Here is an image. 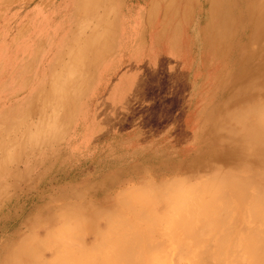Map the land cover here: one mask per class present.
Returning <instances> with one entry per match:
<instances>
[{
    "label": "rangeland",
    "instance_id": "1",
    "mask_svg": "<svg viewBox=\"0 0 264 264\" xmlns=\"http://www.w3.org/2000/svg\"><path fill=\"white\" fill-rule=\"evenodd\" d=\"M46 1L48 10L52 11V0ZM93 1L85 0L84 3ZM254 1L203 0V7L198 8L196 1L191 0L188 8H182L179 13L176 8H171L172 15L161 16L155 24L129 22L118 25L112 10L108 11L106 22L96 28L89 22L74 24L73 29L77 27L91 38L98 32H107L110 37L102 47L99 43L104 44L106 40H93L95 44L88 50V57L82 59L91 62V68L80 74L82 78L78 83H82V87L77 91L72 89L70 93L66 90L69 97L67 92L62 94L61 86L50 88V78L28 102L29 111L12 102L14 97L7 102L0 101V121L8 116V113H2V108H13L15 110L11 112L16 113L11 115L16 121L13 124L3 121L0 129L3 131L0 175L4 173V178L0 179V250L10 239L19 236L20 240L29 237L27 252H38L33 248L44 239L39 240L34 234L39 232V227L33 224V219L40 216L41 206L56 204L54 213L61 216L59 222L55 225L46 223L42 227L49 232L48 242L55 241L62 248L60 251L64 250L61 257L53 261L58 264H250L251 261L254 264L253 261L260 259L263 264L264 195H258L253 184L238 177L221 179L208 171L219 160L227 159L229 146L241 151L259 146L257 138L248 134L250 125L256 122V113L247 111L254 97L258 100L259 93L264 95V3L260 6V0ZM100 8V2L96 1L92 8L95 17L102 13ZM83 12L84 6L79 7L78 21ZM7 14L8 9L1 2V24ZM133 26L136 31H131ZM120 31L128 32L125 42H120ZM140 31L146 38H135ZM5 36L4 32L0 33L4 40ZM45 51L40 47L29 53L25 61L26 81L29 79L30 82L38 72L42 75L45 63L40 61L49 56ZM103 62L109 63L114 73L101 91L108 108L103 115L111 117L114 111V115L123 117L114 120V125L110 124L112 118H109L111 128L106 134L101 133L98 121L91 118L93 109L87 119L78 120L81 114L78 102L83 96L84 100L96 84ZM60 68L61 63L55 66L54 73ZM121 71V77L128 73L122 80L118 75ZM2 81L4 77H0V83ZM232 101L236 104L232 105ZM127 103L132 106L131 117L137 109L148 107L150 115L155 114L145 131L140 128L139 121L134 123L126 119L123 104ZM224 115L231 116L229 125L218 122ZM227 126L230 128L226 129ZM72 135L75 136L73 140ZM82 136L87 142L90 138L85 146L78 144ZM72 148H79V152ZM230 184L235 185L229 187H234L231 192L240 186L243 194L238 190L235 192L245 196L241 204L234 197L229 199ZM81 202L99 212L85 221L91 211L88 213ZM139 226L141 228H136ZM91 227L98 229V238L85 234ZM147 229L157 231L158 237L159 233L164 235L158 238L150 232L152 238ZM142 231L149 234L148 240L138 239ZM52 233H56L52 236L56 238L51 237ZM146 233L142 235L147 236ZM84 240L91 243L94 240L95 245L88 242L91 246L85 247ZM140 242L145 247L143 243L138 245ZM244 244L252 251L254 249V253ZM79 248L83 251H78ZM159 252L164 258L158 256Z\"/></svg>",
    "mask_w": 264,
    "mask_h": 264
},
{
    "label": "bare ground",
    "instance_id": "2",
    "mask_svg": "<svg viewBox=\"0 0 264 264\" xmlns=\"http://www.w3.org/2000/svg\"><path fill=\"white\" fill-rule=\"evenodd\" d=\"M95 2L98 1V0H94ZM134 1V0H133ZM212 1V0H211ZM228 1V0H227ZM243 1V0H242ZM249 1V0H248ZM254 1V0H253ZM236 2V1H235ZM255 2V1H254ZM247 3V1H246ZM264 3V0H260L259 4L260 6H262ZM234 4V3H233ZM245 4V2H244ZM232 5V4H231ZM118 6V5H117ZM229 6V5H228ZM235 6V5H234ZM249 6V5H248ZM251 6V5H250ZM40 8V7H39ZM245 8V7H244ZM260 8V7H259ZM213 9V8H212ZM251 9V8H250ZM253 9V8H252ZM262 9V8H261ZM264 9V8H263ZM262 9V10H263ZM110 10V8H103L102 9V13L98 16V17H95L94 16V13H93V16H92V19H91V23L90 25H94L93 28H96L97 26L101 25L102 23H105L106 20H107V13L108 11ZM211 10V8H210ZM256 10V9H255ZM94 12V10H92ZM251 12V11H250ZM259 12V11H258ZM29 13V12H28ZM217 13V12H216ZM261 13V12H260ZM41 14V13H40ZM77 14V13H76ZM75 14V15H76ZM35 15V14H34ZM46 15V14H45ZM45 15L43 14L42 16V19H39L38 21L34 19V21H29V25H30V28H32L33 30H36L37 33L39 35H41L42 37V41L41 43L39 44V46L41 45L42 49L45 50V53H49V56L48 57H43L42 60L40 62H44L45 63V68H43L42 70V75L40 72H38L36 74V76L33 77V79L29 81V79L26 81L25 79V76H24V73L25 72H22V71H18V70H13V72L10 74L9 72H7V69L10 68L9 65H10V56L13 58L12 60V63H14V61L18 58V55H17V51H22V52H31L32 49H33V43L31 41H26L25 43H21V44H18L16 49L17 51H13L12 54L10 55H6L5 52H6V44L4 41H0V77H4L6 76V80L4 78V81H2L0 83V101H3L5 100V102H7L11 97H14L16 98L15 100H13L12 102H15L18 104V106L20 107V109H23L25 107V109H27L28 111L30 110V104H28L29 101H31V99H33V97L35 98V95L36 93L43 87V86H46V83L48 80H50L51 78V81H50V84H49V87L50 88H55L57 86H61V90H62V94L63 95H66V92L68 91L70 93V91L73 89L75 91H77V89L79 90L81 87H82V83H78L79 80H81V73L84 72V71H87L88 69L91 68V62L90 61H87V60H83L82 59L86 56H87V52L88 50H90V48H92L95 44V42L93 43V40L95 41H99V40H106V43L102 44V43H99V46H105L109 40V38H105V36H108L107 32H98L96 34L95 37H89L88 35H86L85 33L77 30L76 28V31L75 32H71V33H67V31L65 30L64 28V24H63V21L60 19H54V21H52L51 19L46 22V19H45ZM251 15V14H250ZM32 16V15H31ZM30 16V17H31ZM54 16V15H53ZM253 16V15H252ZM29 17V18H30ZM35 18V17H34ZM76 17H74L75 19ZM94 18V19H93ZM96 18V19H95ZM45 19V20H44ZM73 19V20H74ZM252 19V18H251ZM225 20V19H224ZM234 20V19H233ZM232 20V21H233ZM264 20V19H263ZM76 22V20H74ZM109 21V20H108ZM6 23V22H5ZM1 24V23H0ZM78 24V22L75 23V25ZM256 25V23L254 24ZM250 26V25H249ZM1 27V25H0ZM134 27V26H133ZM72 30V29H71ZM2 32V31H1ZM34 33V32H33ZM102 36H104V38H102ZM30 37V36H29ZM77 39V41H76ZM254 44V43H253ZM241 45V44H239ZM243 47V46H242ZM66 50V51H65ZM46 58V59H45ZM61 63V68H60V71L58 73H54V68L55 66L59 65ZM78 63V64H77ZM57 64V65H56ZM115 66V65H114ZM105 67V66H104ZM20 69V68H19ZM117 70V69H116ZM104 72V71H103ZM104 74V73H103ZM102 74V75H103ZM101 75V76H102ZM116 75V74H115ZM100 76V77H101ZM102 79V78H101ZM60 82L62 83V85L60 84ZM100 87V86H99ZM67 90V91H66ZM41 91V90H40ZM39 91V92H40ZM53 92V91H52ZM67 92V94H69ZM57 93V92H56ZM72 93V92H71ZM260 97L258 100L256 99V97L253 98V102H252V105L251 107H249V109L247 110L248 112H251V113H256V116H257V119H256V122H254L252 125H250L249 129H248V134L250 135H253L255 136L257 139H256V142L259 144V146H257V148H254L253 146L251 148H249L248 150H236L234 147H230L229 146V154H228V157L227 159H223V160H219L217 162V164L212 167V168H209L208 171H209V174L210 175H215V176H218L219 178L221 179H227V178H240L239 180L241 181H247V184H253V187L257 190L258 192V195L261 194V195H264V95H261V93H259ZM238 95V94H237ZM63 97V96H62ZM69 97H70V94H69ZM77 99V98H76ZM83 100V98L81 97L79 102L77 100V102L79 103V107L81 105V101ZM263 100V101H262ZM18 101V102H17ZM64 101V100H63ZM165 101V100H164ZM40 103V102H39ZM68 103L70 105V101H69V98H68ZM88 104V103H87ZM86 104V105H87ZM231 104H236L235 101H232ZM69 105H67V109L69 108ZM77 105V103H76ZM56 107V106H55ZM89 107V106H87ZM92 108V107H91ZM24 109V110H25ZM14 111L15 109L13 108H2V113H8V116L3 119L2 121H0V129H2V125H3V121H7L10 122V123H14L16 121L15 119V116L12 118L11 115L12 114H16V113H12L11 111ZM89 111V110H88ZM88 111L86 110L87 114H88ZM36 112V111H35ZM29 114V113H28ZM87 114L85 113V115L87 116ZM91 114V113H90ZM42 116V115H41ZM85 116V117H86ZM22 118V117H21ZM46 118V117H45ZM178 118V116H177ZM231 118L230 115H224V117H221L220 118V123L222 124H228L229 125V119ZM84 118H82L81 120L83 121ZM223 119H225L226 121L224 122ZM43 120V119H41ZM185 120V119H184ZM36 121V120H35ZM47 121V120H46ZM81 121V122H82ZM80 122V121H79ZM86 123V122H85ZM124 124V123H123ZM181 124V123H180ZM7 125V124H6ZM64 125V124H63ZM80 126V124H78ZM77 125V126H78ZM114 125V124H113ZM14 127V126H13ZM38 127V126H37ZM80 128V127H79ZM85 128V127H84ZM109 128L110 125H109ZM108 128V129H109ZM227 128H230L229 126L226 127ZM38 129V128H37ZM75 130H76V127H75ZM83 130V129H82ZM82 130H79V131H82ZM15 131V130H14ZM38 131V130H37ZM16 132V131H15ZM3 131L0 130V137L2 135ZM77 133V131H76ZM80 133V132H79ZM121 133V132H120ZM26 134V133H25ZM28 134V133H27ZM74 134V133H73ZM10 135V134H9ZM84 135V133L82 134ZM90 135V134H88ZM81 136V134L79 135V137ZM101 136V135H100ZM29 137V136H27ZM73 135L71 136V140H73ZM78 137V138H79ZM85 137H87V135H85ZM84 136H82L81 138V142L85 141ZM20 139V138H19ZM83 140V141H82ZM89 140L90 138L88 139V142L87 140L85 142H83L84 144H82L80 141V145H83L85 146L86 143H89ZM75 141V139H74ZM32 142V141H31ZM35 143V142H34ZM71 143V142H70ZM76 143V142H75ZM72 144V143H71ZM228 144V143H226ZM71 146V145H70ZM69 146V147H70ZM73 146V144H72ZM79 147V145H77ZM76 146V147H77ZM87 147V146H86ZM85 147V148H86ZM82 148V147H81ZM80 148V149H81ZM88 148V147H87ZM73 149V148H72ZM71 149V150H72ZM84 150V148H82ZM76 152H79V148L77 149H73V151ZM78 150V151H77ZM81 151V150H80ZM8 152V151H6ZM82 153V152H81ZM80 153V154H81ZM74 154V153H73ZM84 154V153H83ZM25 164V163H24ZM26 165V164H25ZM16 168V167H15ZM4 174V173H3ZM3 174L0 175V179L4 178ZM7 179V178H6ZM11 179V178H9ZM14 179V178H13ZM231 182V181H230ZM233 182V181H232ZM249 182V183H248ZM1 183V181H0ZM7 183V181H6ZM173 183V182H172ZM235 183V182H234ZM3 185V184H1ZM231 185V184H230ZM228 186L229 187H232L231 186ZM236 185V183H235ZM235 185H233L235 187ZM240 185V184H238ZM243 185V184H242ZM241 185V186H242ZM168 186H171V185H168ZM245 186V184L243 185ZM242 186V187H243ZM233 187V188H234ZM249 187V185H248ZM3 188V187H2ZM233 188H231L233 190ZM240 188V186H239ZM238 186L236 188V190L240 191V193H242V190H239ZM247 188V186H246ZM250 188V187H249ZM167 189V188H166ZM230 188L228 189L229 192H231ZM241 189V188H240ZM231 190V191H230ZM236 190H234V192H231V193H228L229 195V199L231 198H235L236 200H238L239 202H237L238 204L242 202V200H244L245 196H240L238 194H236ZM245 190V189H243ZM227 192V191H226ZM246 192V191H244ZM243 194V193H242ZM245 194V193H244ZM248 194V193H247ZM226 195V197L228 196ZM195 197V196H194ZM225 197V196H224ZM263 198V197H262ZM117 199V198H116ZM247 199V198H246ZM253 199V198H252ZM264 199V198H263ZM220 200V199H219ZM255 201V200H254ZM228 202V201H227ZM249 202V201H248ZM259 202V201H258ZM198 203V202H197ZM236 203V204H237ZM262 203V202H261ZM59 204V203H58ZM80 204L82 205H86V209H87V212L89 213V210L91 211V214H88L90 215L89 217H86L85 221L88 220L89 218H92L94 217L93 215H96L99 210L97 211L95 207H92L90 205H88L86 202H81ZM219 204V202H218ZM231 204V203H230ZM233 204V203H232ZM257 204V203H256ZM41 205V204H39ZM170 205V204H169ZM75 206V205H74ZM80 206V205H79ZM99 206V205H98ZM102 206V205H101ZM213 206V205H212ZM224 206V205H223ZM228 206V205H227ZM43 207V208H42ZM81 207V206H80ZM197 207V206H196ZM248 207V206H247ZM41 209H43V211L41 210V213L39 212L40 216H37L33 219V224L36 223V227H39L37 231L39 232H34V234H36L37 238L39 240H43V242H41L37 248H33L35 249V251L37 250L38 252H27L25 250L26 248V245L28 243V238L27 237L26 239L23 238L22 236V240L18 239L19 236H16L15 238L13 237L12 239H10V242H7L6 245H4L3 247H1L2 249L0 250V264H56L55 262H53L55 259L58 260L57 258L60 256V253L63 252L62 250L60 251L59 248L60 245L58 243H56L55 241H52V242H48V240L50 239H47L48 236H49V232L47 231H44V226L46 223H54L57 224L61 218L60 215H58L57 213H54L57 208V205L56 204H53L51 207L50 206H41L40 207ZM53 208V209H52ZM215 208V207H214ZM228 208V207H227ZM143 210V209H142ZM185 210V209H184ZM85 211V210H84ZM124 211V210H123ZM188 211V210H187ZM196 211V210H195ZM129 212V211H128ZM233 212V211H232ZM236 212V211H235ZM241 212V211H240ZM101 213V212H100ZM220 213V212H219ZM237 213V212H236ZM84 214V212H83ZM139 214V213H138ZM145 214V212H144ZM190 214V212H189ZM218 214V213H217ZM227 214V213H226ZM246 214V213H245ZM152 215V214H151ZM235 215V214H234ZM239 215V214H238ZM250 215V214H249ZM33 216V215H32ZM240 216V215H239ZM238 216V217H239ZM244 216V215H243ZM261 216V215H260ZM259 216V217H260ZM118 217V216H117ZM123 217V216H122ZM187 217V216H186ZM221 217V216H220ZM219 217V219H220ZM234 217V216H233ZM232 217V218H233ZM237 217V216H236ZM254 217V216H253ZM263 217V216H262ZM195 218V216H194ZM130 219V218H129ZM189 219V217H188ZM235 219V218H234ZM237 219V218H236ZM240 219V218H239ZM251 219V218H250ZM62 220V219H61ZM132 220V219H131ZM137 220V219H136ZM143 220V219H141ZM145 220V218H144ZM143 220V221H144ZM148 220V219H147ZM146 220V222H147ZM256 220V219H255ZM261 220V219H260ZM138 221V220H137ZM142 221V223L144 224V222ZM217 221V220H216ZM236 221V220H234ZM128 222V221H127ZM135 222V221H134ZM219 222V221H218ZM232 222V221H231ZM240 222V221H239ZM238 222V223H239ZM252 222V221H251ZM124 223V222H123ZM149 223V221H148ZM147 223V225H148ZM186 223V222H185ZM242 223V222H241ZM255 223V222H254ZM253 223V224H254ZM86 224V223H85ZM157 224V223H156ZM192 224V223H191ZM194 224V223H193ZM90 225V224H89ZM92 225V223H91ZM136 225V224H135ZM154 225V224H153ZM152 225V226H153ZM159 225V224H157ZM196 225V224H195ZM221 225V224H220ZM234 225V224H233ZM243 225V224H242ZM145 225H143L144 227ZM178 226V225H177ZM88 227V226H87ZM90 227V226H89ZM116 227V226H115ZM150 227V226H148ZM156 227V226H155ZM159 227V226H158ZM220 227V226H219ZM30 228H34V227H30ZM136 228H141L140 226L139 227H136ZM154 228V226H153ZM157 228V227H156ZM172 228V227H171ZM87 229V228H86ZM114 229V228H113ZM117 229V228H116ZM144 230V228H142ZM216 229V228H215ZM218 229V228H217ZM56 230V229H55ZM115 230V229H114ZM119 230V229H118ZM141 230V229H140ZM146 230V229H145ZM148 230V229H147ZM151 230H152V227H151ZM158 230V229H157ZM160 230V228H159ZM163 230V229H162ZM169 230V229H168ZM247 230V229H246ZM252 230V229H250ZM32 231V230H31ZM30 231V233H31ZM41 231H44L43 233H40ZM106 231V230H105ZM120 231H122L120 229ZM149 231V230H148ZM176 231V230H175ZM202 231V230H200ZM243 231V230H242ZM54 232V231H53ZM112 232V231H111ZM110 232V233H111ZM130 232V231H129ZM127 232V233H129ZM140 232V231H139ZM155 233V231L153 230L152 231H149L148 233ZM167 232V231H166ZM173 232V231H172ZM190 232V231H189ZM213 232V231H212ZM215 232V231H214ZM255 232V231H254ZM264 232V231H263ZM122 233V232H121ZM146 233V231L143 233V231L140 233V236H138V239H141L142 241L145 240V238L148 240V238L150 236H148L149 234H147V236H144ZM151 237L153 238V234H151ZM157 233V231H156ZM155 233V234H156ZM183 233V232H182ZM237 233V232H236ZM85 234L87 235V237H93V238H98V229L97 228H88L86 231H85ZM144 234V235H142ZM171 234V232H170ZM174 234V233H173ZM178 234H181L180 232ZM186 234V233H185ZM190 234V233H188ZM211 235V233H208ZM248 234V233H247ZM246 234V235H247ZM250 234V232H249ZM264 234V233H263ZM28 235H29V232H28ZM55 234H51V237L52 236H55ZM83 235V234H82ZM120 235V234H119ZM159 235H164L163 233ZM204 235H206L204 233ZM203 235V236H204ZM245 235V237H246ZM251 235V234H250ZM257 235V234H256ZM113 236V235H112ZM125 236V235H124ZM155 236V235H154ZM157 236V234H156ZM159 236V237H160ZM167 236V235H166ZM171 236V235H170ZM169 236V237H170ZM177 236V234H176ZM175 236V237H176ZM188 236V235H187ZM202 236V235H201ZM231 236V235H230ZM253 236V235H252ZM264 236V235H263ZM32 237V236H31ZM75 237V236H74ZM102 237V236H101ZM105 237V236H104ZM118 237V236H117ZM148 237V238H147ZM158 237V236H157ZM158 237V238H159ZM177 237H180V236H177ZM176 237V238H177ZM184 237V236H183ZM200 237V236H199ZM197 237V238H199ZM209 237V235H208ZM208 237H206V240L209 239ZM236 237V236H234ZM53 239L56 238V237H52ZM51 238V239H52ZM81 238H83L81 236ZM91 238V239H93ZM194 238H195V235H194ZM231 238V237H230ZM250 238V237H249ZM252 238V237H251ZM36 239V238H35ZM89 239V238H87ZM89 239V240H91ZM102 239V238H101ZM109 239V238H108ZM121 239V238H120ZM151 239V238H150ZM149 239V240H150ZM204 239V238H203ZM260 239V238H259ZM89 240H87L89 242ZM111 240V239H110ZM109 240V241H110ZM153 240V239H152ZM156 240V238L154 239ZM174 240V238H173ZM178 240V239H176ZM246 240V238H245ZM244 240V241H245ZM251 240V239H249ZM256 240V239H255ZM70 241V240H69ZM94 242V240H92ZM98 241V240H97ZM100 241V240H99ZM98 241V242H99ZM105 241V240H103ZM158 241V240H157ZM160 241V239H159ZM163 241V240H161ZM194 241V240H192ZM204 241V240H202ZM243 241V242H244ZM264 241V240H263ZM31 242V241H30ZM35 242V241H33ZM37 242H39L37 240ZM65 242V241H64ZM75 242V241H74ZM86 242V240H84V242L82 243H86L84 244L85 247H88L86 246L87 244H93V242L91 243V241L88 243ZM114 242V241H113ZM123 242V240H122ZM146 242V241H145ZM148 242V241H147ZM146 242V243H147ZM150 242V241H149ZM184 242V241H183ZM182 242V243H183ZM206 242V241H204ZM247 242V241H246ZM251 242V241H250ZM256 242V241H254ZM96 243V242H95ZM125 243V242H124ZM141 244H138V245H142L143 242H140ZM151 243V242H150ZM163 243V242H162ZM180 244H182L180 241H179ZM185 243V242H184ZM207 243V242H206ZM209 243V242H208ZM207 243V244H208ZM89 244V245H90ZM103 243H101L102 245ZM122 244V243H121ZM148 244V243H147ZM156 244V243H155ZM189 244V243H188ZM249 244V242L247 243ZM252 244V243H251ZM261 243H259L260 245ZM80 245V244H79ZM82 245V244H81ZM90 245V246H91ZM95 245V244H93ZM92 245V246H93ZM100 245V244H99ZM137 245V243H136ZM158 245V243L156 244ZM154 245V246H156ZM190 245V244H189ZM246 246V244H244ZM258 245V246H259ZM2 246V245H1ZM33 246L30 245L29 248H31ZM63 246V245H62ZM66 245H64L65 247ZM110 246V245H108ZM143 246L145 247L144 243H143ZM150 246V245H149ZM160 246V245H159ZM158 246V247H159ZM162 246V245H161ZM167 246V245H166ZM195 246V245H194ZM209 246V245H207ZM248 246L251 247V245L249 244ZM248 246H246L248 248ZM256 246V245H254ZM252 247V248H258L257 247ZM263 246V244H262ZM261 246V247H262ZM68 246H66L67 248ZM73 247V246H72ZM83 247V249L85 248ZM142 247V246H141ZM152 247V246H151ZM158 247H155V249ZM163 247V246H162ZM162 247L160 249H162ZM180 247V246H179ZM178 247V248H179ZM186 247V246H185ZM196 247V246H195ZM213 247V246H212ZM108 248V247H107ZM106 248V249H107ZM137 248V247H136ZM153 248V247H152ZM177 248V247H176ZM191 248V246H190ZM246 248V249H247ZM32 249V248H31ZM30 249V250H31ZM62 249V248H61ZM65 249V248H64ZM70 249H73V248H70ZM69 249V250H70ZM87 249V248H86ZM90 249V248H88ZM97 249V248H96ZM103 249V247H102ZM105 249V251H106ZM110 249V248H109ZM142 249V248H141ZM165 249V248H164ZM163 249V250H164ZM188 249H189V246H188ZM245 249V250H246ZM249 249V248H248ZM260 249V248H259ZM263 249V248H262ZM29 250V249H28ZM82 249L79 248L78 251L81 252ZM85 250V249H84ZM94 250V248H93ZM108 250V249H107ZM131 250V249H129ZM166 250V249H165ZM170 250V249H169ZM179 250V249H178ZM182 250V249H180ZM193 250V248H192ZM240 250V249H239ZM251 249H249L250 251ZM34 251V250H32ZM72 251V250H71ZM83 251V250H82ZM90 251V250H89ZM97 251V250H96ZM113 251V250H112ZM152 251V249L150 250V252ZM183 251V250H182ZM186 251V249H185ZM200 251V250H199ZM207 251V250H206ZM252 251V250H251ZM254 251V249H253ZM252 251V252H253ZM73 252V251H72ZM149 252V250H148ZM149 252V253H150ZM155 252V250L153 251ZM164 252V251H163ZM167 252V251H165ZM181 252V251H179ZM197 252V250H196ZM251 252V254H252ZM261 252V251H260ZM87 253V251H86ZM93 253V252H92ZM99 252H97L98 254ZM101 253V251H100ZM115 253V252H114ZM147 253V251H146ZM145 253V254H146ZM161 252H159V255L160 258H164V257H161L162 255H160ZM176 253V251L174 252ZM183 253V252H182ZM188 253V252H187ZM185 253V254H187ZM189 253H192V252H189ZM225 253V252H224ZM245 253H248V251ZM254 253V252H253ZM46 254H49V256H47ZM63 254V253H61ZM70 254V253H69ZM82 254V253H81ZM108 254V253H107ZM162 254V253H161ZM166 254V253H165ZM194 254V253H192ZM202 254V253H201ZM207 253H205L206 255ZM250 252H249V255H251ZM257 254H260V253H257ZM256 254V255H257ZM263 254V253H261ZM73 255V254H72ZM96 255V254H95ZM94 255V256H95ZM118 255V254H117ZM121 255V254H120ZM149 255V254H148ZM164 255V254H163ZM177 255V254H176ZM182 255V254H181ZM237 255V254H236ZM254 255V254H252ZM63 256V255H62ZM65 256V255H64ZM71 256V254H70ZM93 256V255H92ZM99 256V255H98ZM103 256V255H102ZM144 256V254H143ZM169 256V255H168ZM180 256V255H179ZM196 256V255H194ZM198 256V255H197ZM259 256V255H258ZM61 257V256H60ZM77 257V256H76ZM84 257V256H83ZM166 257V256H165ZM174 257V255H173ZM177 257V256H176ZM181 257V256H180ZM183 259H184V256H182ZM192 257V256H191ZM211 257V256H209ZM220 257V256H219ZM247 257V256H246ZM251 257V256H249ZM254 257V256H253ZM256 258L259 259V257L255 256ZM262 258V255L260 256ZM68 258V257H66ZM82 258V257H81ZM91 258V257H90ZM95 258V257H94ZM118 258V257H117ZM143 258V257H142ZM252 258V257H251ZM255 258V259H256ZM264 258V256H263ZM75 259V258H74ZM83 259V258H82ZM107 259V258H106ZM145 259V258H144ZM150 259V258H149ZM65 260V258H64ZM86 260V259H85ZM99 260V259H98ZM113 260V259H112ZM171 260V259H170ZM175 260V259H174ZM178 260V259H177ZM182 260V259H181ZM192 260V259H191ZM194 260H197V259H194ZM210 260V259H209ZM208 260V262H209ZM214 260V259H213ZM243 260V259H242ZM241 260V261H242ZM257 260V259H256ZM263 260V259H262ZM262 260H258L257 262L256 261H253L255 262L256 264H261L259 261L262 262ZM75 261V260H74ZM92 261V260H91ZM97 261V260H96ZM105 261V260H104ZM110 261V260H109ZM184 261V260H183ZM188 261V260H187ZM202 261V260H201ZM204 261V260H203ZM250 261V260H249ZM60 262V261H59ZM63 262V261H62ZM69 262V260H68ZM90 262V260H89ZM88 262V263H89ZM95 262V261H94ZM133 262V261H131ZM175 262V261H174ZM186 262V261H185ZM207 262V261H206ZM211 262V261H210ZM218 262V261H217ZM215 262V263H217ZM79 263V262H78ZM92 263V262H91ZM98 263V262H97ZM113 263V262H112ZM123 263V262H122ZM134 263V262H133ZM136 263V262H135ZM138 263V261H137ZM147 263V262H145ZM171 263V261H170ZM197 263H199L197 261ZM201 263V262H200ZM199 263V264H200ZM223 263V262H222ZM225 263V262H224ZM223 263V264H224ZM238 263V262H237ZM252 263V261H251ZM250 263V264H251ZM254 263V264H255ZM58 264V263H57ZM64 264V263H63ZM74 264V262L72 263ZM90 264V263H89ZM105 264V263H104ZM108 264V262H107ZM110 264V263H109ZM126 264V262H125ZM154 264V263H153ZM156 264V263H155ZM178 264V263H176ZM185 264V263H184ZM191 264H195L194 262ZM221 264V263H220ZM231 264V263H230ZM239 264H243V263H239ZM249 264V262H248ZM253 264V263H252ZM264 264V263H263Z\"/></svg>",
    "mask_w": 264,
    "mask_h": 264
},
{
    "label": "crops",
    "instance_id": "3",
    "mask_svg": "<svg viewBox=\"0 0 264 264\" xmlns=\"http://www.w3.org/2000/svg\"><path fill=\"white\" fill-rule=\"evenodd\" d=\"M84 1L85 0H52L53 2L52 11H49L46 0H0V3L3 2V6L5 7V9H8V14L5 16V19L3 20V24H1L0 27V33L4 32L6 34L5 40L2 37H0V39L2 38L0 41H4L7 46L5 54L10 55L13 53V51H17L16 49L17 45L21 43H25L26 41H31L33 43L34 47L32 51L35 49H39L41 47V45L39 46V44L42 41V37L37 33L36 30L30 28L29 23L31 21H34V19L37 21L39 19H42L43 14L44 15L46 14L45 15L46 22H48L50 19L52 21H54V19H59V20L61 19L63 21L64 28L67 31V33L76 31L77 27L76 29H73V25L76 22L91 23V19L93 16L92 8L95 6V1H93L92 3H86V2L84 3ZM173 1L174 3H172V0H134V1L133 0H98L97 2H100V6H101L100 12H102V9L103 8L105 9L106 7L110 8V10L115 12L117 18L116 23L120 25L129 22H133V23L138 22L141 24H145L147 22L150 24H155V22H157V20L161 16H167V17L171 16L172 15V13L170 12L171 8H176L178 10V13L182 8L185 7L188 8L189 1L191 0H173ZM192 1H196V7L198 8L203 7V0H192ZM199 2H201V4ZM81 6H84V12H83L84 15L78 21L76 17L77 16L76 13L78 8ZM24 9H27L25 14H24ZM74 17L76 18L74 19ZM87 17L90 18L87 19ZM73 19L76 20V22ZM180 22L182 21L180 20ZM131 31H136V27L134 26ZM7 34H11L10 38L7 37ZM127 35L128 32L120 31V34L118 35V37L120 38V42L122 41L125 42L126 40L125 38L127 37ZM142 37L146 38V36H143V33L140 31L135 38L142 39ZM105 38L110 39L109 34ZM29 53L30 52L17 51L18 58L14 61L13 64H11L13 58L10 56V61H11L9 65L10 68L7 69V72L11 74L14 69L22 72L26 71L27 63L25 61L28 59ZM17 60H20V62H16ZM111 71H112L111 65L109 63L103 62L98 72L96 84L94 83L92 88L85 95L86 96L85 99L80 102L81 114L79 113L80 115H78L79 121L82 118L87 119L88 117L85 115V113L87 114L86 110L87 111L89 110L88 114H90V110L93 109L92 111L93 115L91 118L98 121L100 125L99 128L102 134H106V132L110 131L108 129L109 118H112L110 122L111 125L115 122L114 120L123 118L121 117V115H114V111H113L114 109L112 110L113 112H111L110 114L111 117L107 115H103V111L108 108H107V104L104 101V95H103L104 92L102 93L101 91L104 87L107 86L106 84L107 79H109V77H112L114 75V73ZM119 74H120V78H119L120 80H122V77H126L128 75V73L125 72L121 77L122 71L119 72L118 75ZM4 78L6 80V76H4ZM130 104L131 103L123 104L124 109L126 111L125 112L126 119L127 120L130 119L131 122L133 120L135 121L134 123L139 121V124L141 125L140 128H144L145 131L147 129L146 125L152 119H155V114L150 115L151 113L148 112L149 109L148 107L147 109H137L134 112V116L131 117L132 112L130 113V109L132 108V106H130ZM112 106L114 107V104H112ZM150 132L151 131L149 128L148 133Z\"/></svg>",
    "mask_w": 264,
    "mask_h": 264
}]
</instances>
